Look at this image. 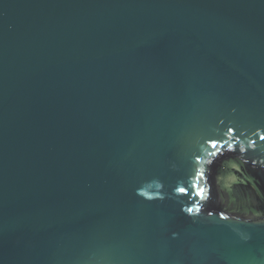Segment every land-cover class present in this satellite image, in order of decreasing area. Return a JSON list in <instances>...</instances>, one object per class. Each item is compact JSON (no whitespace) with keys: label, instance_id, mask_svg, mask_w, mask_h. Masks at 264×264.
<instances>
[{"label":"water","instance_id":"95a60500","mask_svg":"<svg viewBox=\"0 0 264 264\" xmlns=\"http://www.w3.org/2000/svg\"><path fill=\"white\" fill-rule=\"evenodd\" d=\"M261 137L264 0H0V264H264Z\"/></svg>","mask_w":264,"mask_h":264},{"label":"snow or ice","instance_id":"6c2138e0","mask_svg":"<svg viewBox=\"0 0 264 264\" xmlns=\"http://www.w3.org/2000/svg\"><path fill=\"white\" fill-rule=\"evenodd\" d=\"M261 139H264V137H261ZM212 143H213V147H216V142L213 141ZM228 147L231 148L232 146H231V145H228ZM211 155H215V153H211ZM198 176H199V177H202V176H203V173H202V172L199 173ZM195 187H199V188H200V191L197 192L196 195H197V196L202 195L203 192H204V189H203L202 187H200V185H199L198 183H197V184H194V188H195ZM178 191H180L181 193H186V192L188 191V189H187V188H183V187H181V188L178 189ZM187 211H188L189 213H191V212L194 211V209H193V208H188Z\"/></svg>","mask_w":264,"mask_h":264}]
</instances>
